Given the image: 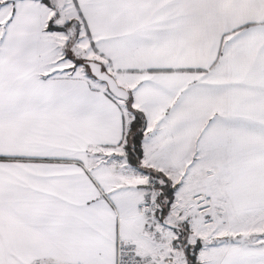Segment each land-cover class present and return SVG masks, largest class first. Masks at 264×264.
Masks as SVG:
<instances>
[{"label": "snow or ice", "instance_id": "1", "mask_svg": "<svg viewBox=\"0 0 264 264\" xmlns=\"http://www.w3.org/2000/svg\"><path fill=\"white\" fill-rule=\"evenodd\" d=\"M0 264H264V0H0Z\"/></svg>", "mask_w": 264, "mask_h": 264}]
</instances>
